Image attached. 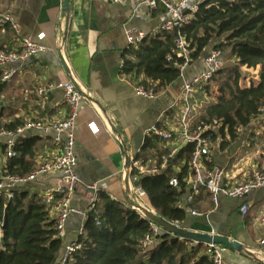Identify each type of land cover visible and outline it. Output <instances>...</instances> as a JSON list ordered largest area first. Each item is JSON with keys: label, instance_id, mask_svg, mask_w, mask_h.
<instances>
[{"label": "crops", "instance_id": "obj_1", "mask_svg": "<svg viewBox=\"0 0 264 264\" xmlns=\"http://www.w3.org/2000/svg\"><path fill=\"white\" fill-rule=\"evenodd\" d=\"M63 1L0 0V15L10 17L17 25L19 32H14L17 39L24 36L34 38L42 33L45 39L41 44L46 48L42 55L17 62L9 68L14 70V74L10 81L4 83L7 86L1 99H4L2 106L6 111L2 121H63L67 107L63 103L62 92L55 90L40 98L35 91L45 83L72 81L85 101L80 106L75 131L79 183L72 195L71 206L81 212L88 209L94 194L88 188L90 185L126 205L129 201L124 182L127 158L135 157L140 151L149 128L174 125L181 109L179 106L169 109L180 91L179 80L157 93L152 100L135 95V79L120 73L123 55L128 49L123 32L130 28L153 36L165 17L146 9L134 11L128 3L114 5L109 0H68V10L64 11ZM0 42L10 49L17 46V40L5 37L4 33H0ZM201 62V59L193 61L185 76L191 78L199 73ZM207 92L201 94L203 101L200 99L197 116L205 106L215 103ZM91 122L99 128L95 136L87 129ZM250 130L246 129L244 133L248 135V145L239 147L236 143L212 150V166L223 169L227 177L236 181L242 180L243 173L261 161L259 155L264 140L261 141L260 135ZM31 138L38 139L41 145L35 161L38 165L56 149L53 135L34 133L26 139ZM116 138L122 139L123 149L118 146ZM2 161L0 153V166ZM58 179L59 175L50 174L23 190L28 195L37 193L43 200L44 191L55 186ZM144 201L149 207L147 199ZM245 202L250 205V210L242 217L240 202L221 198L218 207L214 208L209 196L201 192L194 198L193 209L205 215L188 216L180 228L193 233L228 237L241 243L250 253L246 255L228 250L225 264H264L258 258L264 254V245L261 244L264 225L258 220L264 208V189L252 193ZM84 222L81 215L68 216L66 236L61 241L54 264L63 246L75 242L82 234Z\"/></svg>", "mask_w": 264, "mask_h": 264}, {"label": "trees", "instance_id": "obj_2", "mask_svg": "<svg viewBox=\"0 0 264 264\" xmlns=\"http://www.w3.org/2000/svg\"><path fill=\"white\" fill-rule=\"evenodd\" d=\"M153 13L163 15L165 11L159 8ZM0 33L16 39L18 46L19 39L9 24L0 25ZM176 33L159 31L145 36L136 47L128 46L120 73L139 80L140 85L155 93L179 80L174 64L181 61L166 60L167 56H173ZM180 33L190 51V63L202 60L210 45L220 50L222 56L228 51V59L233 61L229 75L222 77L225 79L219 85L215 103L205 106L191 123L193 130L197 125L220 121L223 140L219 147L224 149L235 142L237 129L248 127L264 108V0H204ZM17 46L10 49L0 42V48L6 51ZM240 68L258 70L259 81L241 87ZM223 70L214 79L221 77ZM6 86L0 83V127L13 129L23 122L2 121L6 109L1 96ZM160 145L156 136H145L135 158L145 162L152 157L159 163L167 154V150L159 149ZM192 149L186 145L168 159L161 173L142 177L138 183L156 216L179 226L188 218L178 203L185 193L183 180L191 175L188 162ZM40 150L38 139L20 140L15 157L7 161L4 171L10 175L28 174L37 166ZM259 156L264 160V146ZM171 179L177 180V187L170 185ZM132 205L130 199L125 205L112 200L104 191H97L96 201L86 214L83 232L76 239L79 249L71 254L70 264H212L204 254V245H193L162 230L156 243L141 250L140 243L150 233L151 222L133 210ZM190 207L193 209V204ZM60 248L54 221L37 193L28 195L21 189L11 200L0 199V264H54Z\"/></svg>", "mask_w": 264, "mask_h": 264}, {"label": "built area", "instance_id": "obj_3", "mask_svg": "<svg viewBox=\"0 0 264 264\" xmlns=\"http://www.w3.org/2000/svg\"><path fill=\"white\" fill-rule=\"evenodd\" d=\"M114 5L131 4L134 11L146 9L156 11L163 8L165 19L158 28L159 31H176L174 41L173 56H167V61L179 60L181 63H175L174 66L179 72L180 91L176 100L169 109L179 106L181 112L176 123L168 127L152 126L148 129L147 135H154L160 139L159 149L167 150V154L160 158L157 163L155 158L147 161L127 158L128 165L124 169L125 185L130 201L134 204L133 210L139 213V208L143 206L139 203L147 199L145 192L139 186V180L142 177L155 176L161 173L167 166L168 159L175 156L180 149L186 145L192 146V153L188 162V168L191 175L183 180L185 193L183 199L178 203L179 207L185 209L188 216L201 217L205 214L200 213L190 206L194 202L195 196L205 192L214 208L218 207L221 198L240 202L239 212L242 217L246 216L250 210V205L245 199L252 193L264 189V160L253 165L249 170L243 173V178L236 181L227 177L225 171L221 168L212 166V150L220 148L223 138L219 133L220 121L213 120L210 124L197 125L193 130L191 123L196 118L198 107L196 105V95L204 93L209 89L214 77L224 66L222 53L218 49H212L208 52L201 62V70L191 78L185 76L187 68L190 66V51L187 43L181 35L180 30L187 25L191 16L197 11L204 0H109ZM9 24L12 30L18 34V27L8 16L0 15V25ZM124 38L128 46L136 47L145 38L142 31L126 28L124 29ZM45 39L44 34H38L36 37L24 36L19 38L18 46L13 51H6L0 48V83L10 81L14 70L9 69L17 62H23L35 55H42L46 48L41 44ZM134 93L136 96L146 100H152L156 97L153 89H146L139 84V80H134ZM60 90L63 94V103L67 107V114L63 121L46 122L41 119H27L21 125L13 129L0 127V153L3 164L0 166V199L11 200L15 193L29 185L36 184L39 179L50 174L59 175L55 186L44 191L43 202L49 211V217L54 221L55 238L62 241L66 236L65 223L70 214L81 215L84 218L88 211L93 207L96 201L97 188L90 185L88 188L94 193L90 198V205L87 210L81 212L71 206V198L79 183V177L76 172L77 162L75 156V131L79 115L80 106L85 101L72 81L66 83H45L40 85L35 93L43 98L52 91ZM87 129L91 135H97L99 128L95 123H88ZM246 129H252L251 132L261 134L264 131V108L260 110V115L252 120L246 128H238L237 137L231 145H248V135L244 134ZM225 139H228L226 129L224 128ZM53 135L52 142L56 149L25 175H10L4 171L7 161L14 158L16 144L20 140L29 137L30 134ZM118 146L123 149V141L116 138ZM164 145H167L165 147ZM170 145V146H169ZM169 146V147H168ZM172 187H177L176 179L170 180ZM54 196H58L55 199ZM142 206V207H141ZM141 213V212H140ZM139 213V214H140ZM141 216L142 213L140 214ZM144 217V216H143ZM259 223L264 225V208L259 217ZM180 228L178 223L173 224ZM161 229L153 223H150V233L144 237L140 243V249L146 250L156 243V237ZM264 245V240L261 241ZM194 245V244H193ZM79 249L75 242L63 246L55 264H70L71 254ZM228 249L222 245L208 244L204 245V254L212 264H225V255ZM264 262V254L258 256Z\"/></svg>", "mask_w": 264, "mask_h": 264}, {"label": "water", "instance_id": "obj_4", "mask_svg": "<svg viewBox=\"0 0 264 264\" xmlns=\"http://www.w3.org/2000/svg\"><path fill=\"white\" fill-rule=\"evenodd\" d=\"M63 10L64 11L68 10V0L63 1ZM38 56L39 55H35L34 57H38ZM127 165H128V161H126V166ZM139 211L148 221L155 224L162 231L166 232L167 234H170L174 238L185 240L195 245H208V244L222 245L226 247L228 250H231L233 252L250 255V253L244 249L241 243L229 239L228 237L217 234H200V233H193L190 231H186L182 228L175 227L172 223H169L166 220L155 216L153 213L147 211L144 208H139Z\"/></svg>", "mask_w": 264, "mask_h": 264}, {"label": "rangeland", "instance_id": "obj_5", "mask_svg": "<svg viewBox=\"0 0 264 264\" xmlns=\"http://www.w3.org/2000/svg\"><path fill=\"white\" fill-rule=\"evenodd\" d=\"M212 49H213V47H212V45H210L207 48V50H206V54L208 52H210ZM223 59H224V66H223V69H224L223 73L224 74H222L221 77L215 78L212 81V83H211V85H210V87L208 89V92H207L208 93L207 95L209 96V98H213L214 101H216L218 96H219V85H220L221 81L223 79H225V78L222 79V77H226L227 75H229L228 71H230V69H232V67H233V61L228 59V51H226V50L223 52ZM239 72H240L239 85L241 87H246L248 85H255L259 81V71H257V70L253 71V70H246L245 68H242V69L240 68ZM201 94H203V93H199L196 96V105H197L198 108H199V104H200V99H201V101H203V96ZM197 99H199L198 102H197ZM251 137H253V136L251 135ZM259 139L261 141L264 140V131L260 134V138ZM139 204L144 206V207L141 206L142 208L146 209L147 211L153 213L156 216L155 212L152 211L147 206L145 201H143V202H141Z\"/></svg>", "mask_w": 264, "mask_h": 264}]
</instances>
